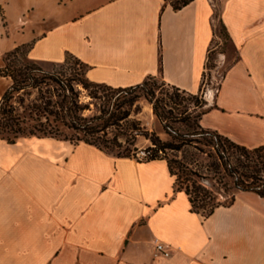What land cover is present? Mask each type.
Listing matches in <instances>:
<instances>
[{
  "label": "crops",
  "instance_id": "0c3cea01",
  "mask_svg": "<svg viewBox=\"0 0 264 264\" xmlns=\"http://www.w3.org/2000/svg\"><path fill=\"white\" fill-rule=\"evenodd\" d=\"M216 1L218 16L214 0L180 9L168 0H28L23 16L54 20L33 27L30 56L73 55L98 84L160 76L196 94L216 50L225 73L216 92L205 91L200 123L263 146L264 0ZM217 19L232 51L222 49ZM155 239L171 246L170 257L155 254ZM0 264H264V197L239 189L205 217L176 189L166 159L52 136L0 137Z\"/></svg>",
  "mask_w": 264,
  "mask_h": 264
},
{
  "label": "rangeland",
  "instance_id": "374dc122",
  "mask_svg": "<svg viewBox=\"0 0 264 264\" xmlns=\"http://www.w3.org/2000/svg\"><path fill=\"white\" fill-rule=\"evenodd\" d=\"M5 1L0 0V67L5 65L4 57L7 52L23 44L25 46L34 44L36 36L33 35V27L43 25L47 27L54 23V20L49 19L43 21L38 12L29 17L23 16L28 0H9L8 4ZM35 2L43 5L41 0ZM214 2L218 16L219 5L216 0ZM24 17L30 19L26 21ZM27 22L30 25L28 27H26ZM216 22V32L221 37L222 49L232 51L233 45L225 26L218 19ZM8 62L20 71L23 70V73H29L26 66L33 67L31 76L33 78L30 81L34 86L16 92L12 100L26 127V133L20 137L45 138L43 134H30L29 131L40 121L45 122L46 116H49L50 122L57 129L52 137L76 142L92 138L94 136L85 131L65 125L61 116L55 121V116L48 114L45 108L55 112L60 109L61 103L72 100L85 107L80 110V115L92 118L101 115L102 109L111 101L119 105V114L130 113V115L127 119L111 125L107 129L106 136L103 132L99 134L111 140L107 143L106 151L114 155L129 154L143 160L147 155L157 151L171 162L179 175L184 177L189 174L205 183L212 191L214 201L222 204L232 202L234 193L240 189L236 186L235 176L226 168L227 159L223 164L213 146L207 142L217 140L207 131L216 132L204 128L200 123L201 114L208 105L205 91L210 87L216 92L225 73L226 66H219L216 62V50L210 52L202 89L196 94L174 88L164 82L160 76L151 77L148 79V84L140 88L127 87L125 90H116L105 84L91 82L86 74L87 65L73 55H68L62 63L38 61L31 58L28 47ZM12 82L11 77L0 75V99ZM83 82L89 83L90 86L86 87ZM151 89L156 92L158 101L149 93ZM156 102L167 116L166 121L157 116L154 107ZM67 120L64 118V121ZM91 122L96 125L101 121ZM165 122L168 123V127L165 126ZM9 136L13 135L8 133L0 135L6 140ZM221 140L229 146V141L224 136ZM168 144L175 148L163 147ZM161 147L162 151H159ZM226 155L228 160H231V167L248 173L258 170L257 174L264 177L262 165L249 160L250 158L242 155L239 149L230 147ZM252 155L254 154L251 153ZM253 159H256V155ZM240 163L249 166L243 168ZM187 183L191 184L188 181Z\"/></svg>",
  "mask_w": 264,
  "mask_h": 264
},
{
  "label": "trees",
  "instance_id": "16d2710c",
  "mask_svg": "<svg viewBox=\"0 0 264 264\" xmlns=\"http://www.w3.org/2000/svg\"><path fill=\"white\" fill-rule=\"evenodd\" d=\"M168 1L172 3L175 9H180L183 6H186L187 4H189L193 0H168ZM32 46L33 44H30L27 46L23 44L7 52L4 57L5 65L3 67H0V75L4 77H11L13 81L11 86L5 91L2 98L0 99V135L5 134V133L13 135L12 137L11 136L7 137V140L9 142H15L16 139L20 137V135L26 133V127H24L23 125L24 120L22 119V117L20 116V114L18 113L16 109V106L12 102L14 98V94L16 92L21 91L22 89H25L27 87L34 86V85L30 81L31 78H33L31 77L33 73L32 66L30 67L26 66V69L29 70V73L28 72L23 73L22 72L23 70L20 71V69H17L8 61L11 58L19 55L25 47L29 48V53H30ZM150 78L151 77H148L145 81L137 85L129 86V88L132 89V88L143 87L148 84L149 82L148 79ZM83 84L86 87L90 86L89 83L87 82H83ZM106 86L116 89V90L127 89V87H112L109 85H106ZM170 86L180 89L179 87H176L174 85H170ZM185 92L190 93L188 91H185ZM149 93L154 98L157 99L156 101L159 100L154 90L151 89ZM190 94H193V93H190ZM167 104L168 103H166V105ZM118 107H119L118 104L112 103L110 101L102 109L101 115L97 117H92V118H88V117H84L83 115H80L79 113L80 110L85 109V107L84 108L81 107L78 104V102L72 101V100H68L66 102L61 103V105H59L60 109L56 110L55 112L51 110H47L46 108L45 110L48 112V114L55 116V121H57V119H59V116H61L60 118L63 119L62 121L68 127L85 131L91 136H94L92 138H86V139L79 140V142L84 141L87 143H91L103 150H106V148H108L107 143L111 141L110 139H106L105 137H103L104 135L106 136L107 129L111 125L117 124L119 121L127 119L130 115V113H124L122 115L119 114ZM154 107H155L157 116L163 121H166L167 116L160 110L161 107L159 106L157 102L154 104ZM205 111L206 109L202 112V114ZM64 118L66 120L68 118V120L64 121ZM94 120H100L101 122L96 125H93L91 121H94ZM165 126L168 127L167 122H165ZM55 131H57V129H55V127L50 122L49 116H46L45 122L40 121L38 125H34L33 128L29 132L30 134L39 133V134H43L44 136H48V135L54 136ZM101 132H103L104 135L102 136L99 135ZM207 132L208 134H213L214 137L217 138L216 141L208 140L207 142L208 144L213 146V148L215 149L217 155L219 156L223 164L227 159L228 163H226L227 164L226 168H228L230 170V173L235 176L236 186L242 190L255 191L258 194H260L262 197H264V177L257 174L258 170L257 172L255 170L252 173H248L247 171L242 172L235 167H231V160L230 159L228 160V157L226 155L230 147H235L240 150L242 155L246 156L247 158H250L249 160L251 161H255L256 164H261L262 167L264 168V153H261L262 151H264V145L250 149L249 147H246L244 145H240L234 142L230 138L220 134L217 131H215L216 133H209V131ZM96 135L98 136L95 137ZM223 136L225 137V139H227V141H229V144H228L229 146H227L226 144L222 142L221 137ZM163 147L164 148H175L173 147V145H169V144L164 145ZM159 151H162V147L159 149ZM251 153L254 155L251 156ZM255 155H256V159H253ZM118 156L136 157V156H130L129 154H123V153H119ZM138 159L143 160L140 158ZM153 159H166L168 161L170 171L172 175L175 177L176 189L183 190L186 192V194L189 196L192 209L195 212L201 213L203 216L208 217L215 211L217 207L222 205V203L214 201L213 193L209 189V187H207L205 183L191 177L189 174L185 175L184 177L179 175L178 172L174 170L171 162L166 157L159 155L157 151L147 155L144 160H153ZM238 160L241 161V159H238ZM240 166H242L243 168H247L249 165L240 163ZM193 174H196V173H193ZM185 180H187L188 182H191V184L187 183V181Z\"/></svg>",
  "mask_w": 264,
  "mask_h": 264
},
{
  "label": "built area",
  "instance_id": "2783aa9c",
  "mask_svg": "<svg viewBox=\"0 0 264 264\" xmlns=\"http://www.w3.org/2000/svg\"><path fill=\"white\" fill-rule=\"evenodd\" d=\"M155 254L162 257H170L173 253L171 246L158 239L154 240Z\"/></svg>",
  "mask_w": 264,
  "mask_h": 264
}]
</instances>
